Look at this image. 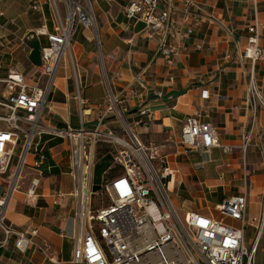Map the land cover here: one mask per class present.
<instances>
[{
	"label": "built area",
	"instance_id": "1",
	"mask_svg": "<svg viewBox=\"0 0 264 264\" xmlns=\"http://www.w3.org/2000/svg\"><path fill=\"white\" fill-rule=\"evenodd\" d=\"M46 3L55 16L51 28L45 19L40 30L33 34L47 42L42 46V65L35 66L31 76L36 85L29 86L25 75L16 71L0 79V181L7 185L0 194V247L17 236V249L24 252L35 245L53 261L48 245L27 239L6 223L9 202L19 189L17 175L19 180L28 166L50 170L47 156L40 149L48 137L69 143L73 189L69 195H57L60 200L69 196L74 202L75 243L68 264H257L258 250L264 240V193L258 215H250L248 193H243L215 207L221 219L189 212L185 221L181 220L171 197L176 171L171 168L170 153H166L168 146L149 148L138 132L152 126L157 116L155 110L144 104L143 91L148 89L146 70L121 90L115 83L107 82L106 109L94 127L89 126L86 118L90 116L91 102L81 92L77 96L81 122L78 128L70 125L58 128L46 121L45 112L56 77L64 57L71 53L78 30L83 27L99 34L94 0ZM60 5L64 6L66 17ZM43 6L42 1L32 0L30 10L41 12ZM199 7L197 0H184L181 8L173 0H130L124 14L129 21L143 23L149 39L157 43L156 56L173 63L179 56L178 49L171 45L177 30L174 15L183 14L185 23L191 19L199 22L203 18L195 12ZM188 32L193 34L191 30ZM247 38L246 45L242 49L238 47L236 52L242 68L247 62L251 65L245 109L254 115L251 130L239 149L244 156L253 146L263 147V128L258 115L264 111V70L261 77L257 73L260 65L264 67L258 23L248 28ZM197 48L202 49V44ZM232 54L226 58L231 60ZM155 95L158 101L174 103V97L165 98L162 91ZM203 97L210 98L208 92H203ZM130 102L137 103L136 110L129 109ZM174 109L175 106H169V110ZM110 122L118 125V130L109 128ZM184 126L181 138L169 145L171 149L203 153L221 148L227 154L234 153L233 147L220 143L216 127L203 123L198 116L188 117ZM101 147L107 148L112 160L103 175L101 189L95 192L96 166L106 156H98ZM113 172L116 174L112 175ZM39 185V179L31 181L27 191L30 198H38ZM248 228L255 231L251 248L246 244Z\"/></svg>",
	"mask_w": 264,
	"mask_h": 264
},
{
	"label": "crops",
	"instance_id": "2",
	"mask_svg": "<svg viewBox=\"0 0 264 264\" xmlns=\"http://www.w3.org/2000/svg\"><path fill=\"white\" fill-rule=\"evenodd\" d=\"M40 1L44 3L41 12L30 10L32 0H0V79H6L11 71L24 75L22 65H29L31 75L35 72L30 62V45L37 39L33 34L45 19L51 28L55 16L48 0ZM129 1L94 0L99 42L93 30H78L70 53L75 76L69 64L57 75L46 121L58 128H78L81 122L77 96L81 92L91 102L90 116L86 118L94 127L106 109L107 82L115 83L121 90L146 70L148 89L143 91L144 104L157 116L148 129L138 130L140 136L174 142L181 138L186 119L198 116L203 123L216 127L223 146L234 148L233 154L221 148L203 153L175 148L170 153L171 168L176 171L172 188L180 186L188 197L200 203L196 210L187 213L200 212L221 219L216 206L248 193L249 213L258 215L264 193V111L258 115L263 147L253 146L244 156L239 149L251 130L254 115L245 109L251 65L247 62L242 68L236 52L246 45L248 28L256 23L264 47V0H197L200 7L195 12L203 16L199 22L191 19L185 23L183 14L174 15L177 30L171 45L178 49L179 56L173 63L156 56L157 43L149 39L143 23L127 20L124 9ZM183 1L173 0L180 8ZM38 40L42 46L47 43L45 38ZM199 44L202 49L197 48ZM229 53H233L231 60L226 58ZM263 68H258L259 77ZM158 91L165 98L173 96L174 103L156 100ZM203 92H208L210 98L205 99ZM128 106L133 111L138 105L130 102ZM169 106L175 109L169 110ZM107 126L116 130L112 122ZM40 149L47 156L50 170L28 166L29 183L14 192L6 223L27 239L48 245L53 261L35 245L20 251L16 248L18 237L13 236L8 245L0 247V264H68L73 258L74 202L69 196L64 200L57 198L60 193L69 195L73 189L69 143L45 137ZM29 161L33 164L32 159ZM34 179L40 180L36 200L27 194ZM232 225L240 226L237 222Z\"/></svg>",
	"mask_w": 264,
	"mask_h": 264
},
{
	"label": "rangeland",
	"instance_id": "3",
	"mask_svg": "<svg viewBox=\"0 0 264 264\" xmlns=\"http://www.w3.org/2000/svg\"><path fill=\"white\" fill-rule=\"evenodd\" d=\"M60 9H61V12L63 14V16H65V9H64V6L63 5H60ZM52 14V13H51ZM53 16H51V18H49V20L52 19ZM66 17V16H65ZM99 35V34H98ZM98 35L95 33V38L96 40L99 42L98 40ZM69 64L70 65V69L72 70V74H73V78H74V68H75V65H74V62L72 61V57L70 55V53L64 57L63 59V62H62V65H61V68L59 70V73L60 72H64L66 70V65ZM23 66V74L26 76V82L29 86H35V81L31 80V68L29 67V65H22ZM101 70L103 72H105L104 70V66L102 65L101 66ZM58 73V74H59ZM106 78V77H105ZM107 80V78H106ZM107 82V81H106ZM48 111V109L46 110V112ZM46 112H45V115H46ZM116 126V130H118L119 126L118 125H115ZM89 127V126H88ZM141 140L143 141V143L147 146V147H152V146H155V147H158L160 148L161 146L163 145H167L168 146V149L166 151V153H173L175 150V147H173V149L170 148L169 145H172L166 141H163V140H158L157 138L155 139V137H152V136H141L140 137ZM202 161H204V159H202ZM14 165H15V162H14ZM17 167L19 166L18 163L16 165ZM29 169L28 167H25L23 172L20 174V179L18 180V186L19 188H22V187H25V184L27 185L29 183ZM203 169V168H202ZM31 171V170H30ZM116 174V172H113L112 175ZM68 183V186H69V190H71L72 186H71V181H70V178H68L67 180ZM2 181H0V194H3L6 189H7V185L5 183H3L4 185L1 184ZM180 187V186H179ZM175 188L174 192L171 194V197H172V200H173V203H174V206L176 207L178 213H179V216H181V220L184 222L185 219L187 218L186 217V214H187V211L188 210H196L197 207H199L200 203H197L195 201H193L190 197H188V195L181 190V188ZM207 204L204 203V207H206ZM229 224H233L234 222L232 221H228ZM245 237H246V244L248 245L249 248H251L252 244H253V241H254V237H255V231L253 228H248L246 230V233H245ZM263 261H264V240L261 242V245H260V249L258 250V254H257V264H263Z\"/></svg>",
	"mask_w": 264,
	"mask_h": 264
},
{
	"label": "water",
	"instance_id": "4",
	"mask_svg": "<svg viewBox=\"0 0 264 264\" xmlns=\"http://www.w3.org/2000/svg\"><path fill=\"white\" fill-rule=\"evenodd\" d=\"M31 54H30V62L34 66H41L42 65V45L38 39H35L31 42ZM112 156L106 155L100 163L96 166L95 171V188L94 191L98 192L101 189L102 179L104 173L109 169L111 165Z\"/></svg>",
	"mask_w": 264,
	"mask_h": 264
},
{
	"label": "trees",
	"instance_id": "5",
	"mask_svg": "<svg viewBox=\"0 0 264 264\" xmlns=\"http://www.w3.org/2000/svg\"><path fill=\"white\" fill-rule=\"evenodd\" d=\"M99 153H100V154H98V156H99L100 158H102L103 156L109 154V153H108V150H107L106 147H101V148H99Z\"/></svg>",
	"mask_w": 264,
	"mask_h": 264
},
{
	"label": "bare ground",
	"instance_id": "6",
	"mask_svg": "<svg viewBox=\"0 0 264 264\" xmlns=\"http://www.w3.org/2000/svg\"><path fill=\"white\" fill-rule=\"evenodd\" d=\"M19 175V174H18ZM18 175H17V177H16V180L18 181ZM20 179V178H19Z\"/></svg>",
	"mask_w": 264,
	"mask_h": 264
}]
</instances>
